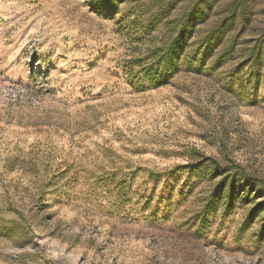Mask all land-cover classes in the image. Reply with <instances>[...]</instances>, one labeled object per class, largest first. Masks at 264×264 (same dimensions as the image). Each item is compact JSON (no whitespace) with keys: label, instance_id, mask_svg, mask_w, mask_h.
I'll list each match as a JSON object with an SVG mask.
<instances>
[{"label":"rangeland","instance_id":"1","mask_svg":"<svg viewBox=\"0 0 264 264\" xmlns=\"http://www.w3.org/2000/svg\"><path fill=\"white\" fill-rule=\"evenodd\" d=\"M0 264H264V0H0Z\"/></svg>","mask_w":264,"mask_h":264},{"label":"trees","instance_id":"2","mask_svg":"<svg viewBox=\"0 0 264 264\" xmlns=\"http://www.w3.org/2000/svg\"><path fill=\"white\" fill-rule=\"evenodd\" d=\"M109 1H114V0H92V2H93V4L94 5H96V6H100V5H102V4H108V2ZM163 66H164V68H166V69H172V62H171V58H170V53H169V56H168V58L166 59V61L162 64ZM161 65V66H162ZM154 69V67H152V66H147V67H145V72L147 73V72H152V70ZM153 76L149 79V82H150V84H155V80H156V77H155V75H156V72H154V73H151ZM158 84H161L160 82H156V84L155 85H158Z\"/></svg>","mask_w":264,"mask_h":264}]
</instances>
